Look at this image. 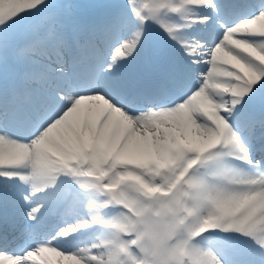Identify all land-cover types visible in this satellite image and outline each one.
Instances as JSON below:
<instances>
[{
    "label": "snow or ice",
    "instance_id": "obj_1",
    "mask_svg": "<svg viewBox=\"0 0 264 264\" xmlns=\"http://www.w3.org/2000/svg\"><path fill=\"white\" fill-rule=\"evenodd\" d=\"M0 264H264V0H0Z\"/></svg>",
    "mask_w": 264,
    "mask_h": 264
}]
</instances>
